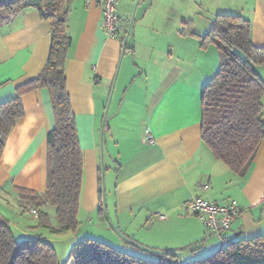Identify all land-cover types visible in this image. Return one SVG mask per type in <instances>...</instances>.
Returning a JSON list of instances; mask_svg holds the SVG:
<instances>
[{"label":"crops","instance_id":"crops-1","mask_svg":"<svg viewBox=\"0 0 264 264\" xmlns=\"http://www.w3.org/2000/svg\"><path fill=\"white\" fill-rule=\"evenodd\" d=\"M134 2L118 1L117 35L108 39L99 7L65 0L71 46L64 74L83 155L78 218L83 213L91 217L99 207L104 103L120 55L129 54L133 70L140 73L133 75L125 92L132 98L120 106L107 128L106 143L111 165L106 170L112 169L115 177L112 216L131 242L117 243L116 250L146 257L140 245L180 252L182 263L192 262L196 255L190 252L209 237L201 221L186 212L192 197L217 204L235 201L240 208L230 230L220 237L221 246L264 235V139L248 173L239 178L213 157L200 136L202 91L219 67L216 49L200 48L201 38L215 16L235 15L250 22L251 43L264 48V0H138L129 34ZM197 17L205 18L199 28ZM184 24L189 29L182 34ZM130 37L132 46L125 52L122 44ZM49 47L50 23L33 9L13 13L0 23V103L39 76ZM254 70L264 82V63ZM120 73L123 89L127 66ZM137 81L144 86L134 89ZM21 104L23 116L4 139L0 157V215L23 240H46L40 227L26 222L30 214L18 191L43 195L46 190V143L54 118L45 89L24 92ZM262 111L264 124V95ZM146 133L153 144L145 141ZM199 185L209 188L204 191ZM47 208L49 217L54 216V209Z\"/></svg>","mask_w":264,"mask_h":264},{"label":"trees","instance_id":"trees-1","mask_svg":"<svg viewBox=\"0 0 264 264\" xmlns=\"http://www.w3.org/2000/svg\"><path fill=\"white\" fill-rule=\"evenodd\" d=\"M27 9L35 10L50 23L49 53L39 76L19 87L14 97L0 103V157L4 139L23 116L22 94L45 89L54 118V128L48 133L46 143V190L43 195L18 191V198L27 210L38 212V227L52 235L74 234L78 229L83 155L64 74L71 46L67 34L69 11L65 0H0V23L11 14ZM188 29L189 24H184L182 34ZM250 30V22L240 16L217 15L200 41L202 49L213 46L219 60L216 73L201 95V140L213 157L239 178L248 173L264 139V82L254 70L264 63V48L251 43ZM106 131L105 124L103 140ZM99 186L101 196V182ZM47 206L54 209L55 226H51L45 212ZM144 254L146 257L131 256L103 243L83 239L72 246L69 259L74 264L181 263L170 252ZM0 264L59 263L53 246L42 238L16 242L9 222L0 215ZM181 264H264V235L229 241L207 258Z\"/></svg>","mask_w":264,"mask_h":264},{"label":"rangeland","instance_id":"rangeland-1","mask_svg":"<svg viewBox=\"0 0 264 264\" xmlns=\"http://www.w3.org/2000/svg\"><path fill=\"white\" fill-rule=\"evenodd\" d=\"M137 4H138V0H135L131 12V19L129 21V26H128L129 34H131L132 32V28L135 22L134 16H135V12H136L135 10L137 8ZM164 5L167 6L168 3L165 2ZM183 9L186 8L184 7ZM206 19L210 21L212 20L208 17ZM194 20L197 24V28H199L200 23H204L205 18L197 17ZM126 45L129 48L132 46L131 37L130 39L127 38ZM121 55L115 69L111 86L108 90V93L106 94L105 103H104V118H105L104 122L107 128L109 127L113 116L116 115L117 112L119 111L120 106L122 104L126 105V101L132 98V94H129L127 96L125 95V92L126 89H128V87L132 83V81L134 82L135 80L133 79V75L136 73H140L133 70L135 62H133L132 57L129 54H125V56L124 55L121 56ZM126 66H127V79H126V84L122 89V84L120 83V78L118 75L120 73L121 67H122V71H121L122 73ZM138 81L134 85V89H136V87L138 86L143 87L145 84L143 82L140 83ZM101 127H100L101 145L99 146V154H100L99 181L101 182V196H100L101 206H99L98 209H96L95 214L92 215L91 217L88 216V214L86 215L83 213L82 216L80 215V217L77 218L78 229L74 234L66 233L62 235H52L46 229L39 228L40 229L39 231L44 236L43 238H45L55 249L59 264H74L73 261L69 259V251L71 250L72 246L75 243H78L83 239H91L103 243L114 249H116L115 247L116 244L121 243V241L126 243H131L128 238L129 237L128 235H127L128 237H125L123 234H121L122 231L118 229L115 223L116 221L115 219H113L112 216V212H113L112 204L115 201L113 194L115 177L112 169H110V171L106 170V168H108L109 166H110L109 168H111V165L108 162V157L106 152V143L108 141V136L106 131L105 139L103 140V136H102L103 132L101 130ZM50 209L53 208L50 207ZM99 210L101 212H99ZM47 211L48 208L46 207L45 212L48 214ZM26 217H27L26 222L28 224L35 227L38 226L37 221L34 218L33 219L31 218L32 216H26ZM53 217H54L53 215L49 217L51 226H53L52 223H54L55 226V221ZM206 233L209 235V237L205 241V243L200 245L197 248V250H195L194 252H190V255L191 253L196 255L193 257L192 261L207 258L221 247L220 237L214 236L207 231ZM13 236L16 242H21L23 240V238L20 235H18V233H16L15 231H13ZM130 238L132 239L133 237L130 236ZM161 252H165V251H161ZM177 260L178 262L181 263L183 262L182 260L180 261L178 258ZM184 261L186 262L187 258H184Z\"/></svg>","mask_w":264,"mask_h":264},{"label":"built area","instance_id":"built-area-1","mask_svg":"<svg viewBox=\"0 0 264 264\" xmlns=\"http://www.w3.org/2000/svg\"><path fill=\"white\" fill-rule=\"evenodd\" d=\"M119 0H84L85 7L97 6L101 9L102 29L108 39H115L118 30V16L116 14V4ZM145 141L153 144V138L146 133ZM204 191L208 190V185H199ZM186 212L199 219L204 229L214 236H222L227 232L233 221L239 216L240 208L235 201H229L225 204H217L206 201L198 197L190 198L185 204ZM28 213L34 219H37L38 212L29 209ZM164 219V216H159ZM181 264V263H180Z\"/></svg>","mask_w":264,"mask_h":264},{"label":"water","instance_id":"water-1","mask_svg":"<svg viewBox=\"0 0 264 264\" xmlns=\"http://www.w3.org/2000/svg\"><path fill=\"white\" fill-rule=\"evenodd\" d=\"M125 48H126V42L123 44V50H125ZM104 126H105V122L103 121L102 129H101L102 132L104 130ZM137 247H139L140 249H142L143 251L148 252V253H162L161 251H156V250H153V249H150L147 247H142L140 245H137ZM171 254L181 261V254L179 252H172Z\"/></svg>","mask_w":264,"mask_h":264}]
</instances>
